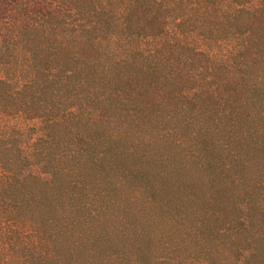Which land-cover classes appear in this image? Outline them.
Segmentation results:
<instances>
[{
	"label": "trees",
	"instance_id": "16d2710c",
	"mask_svg": "<svg viewBox=\"0 0 264 264\" xmlns=\"http://www.w3.org/2000/svg\"><path fill=\"white\" fill-rule=\"evenodd\" d=\"M0 264H264V0H0Z\"/></svg>",
	"mask_w": 264,
	"mask_h": 264
},
{
	"label": "rangeland",
	"instance_id": "374dc122",
	"mask_svg": "<svg viewBox=\"0 0 264 264\" xmlns=\"http://www.w3.org/2000/svg\"><path fill=\"white\" fill-rule=\"evenodd\" d=\"M254 1H256V0H254Z\"/></svg>",
	"mask_w": 264,
	"mask_h": 264
}]
</instances>
